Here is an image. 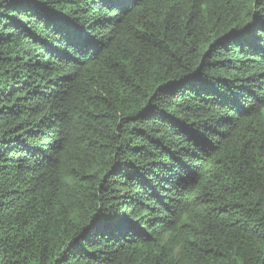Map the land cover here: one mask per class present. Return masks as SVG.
Listing matches in <instances>:
<instances>
[{"label":"trees","instance_id":"trees-1","mask_svg":"<svg viewBox=\"0 0 264 264\" xmlns=\"http://www.w3.org/2000/svg\"><path fill=\"white\" fill-rule=\"evenodd\" d=\"M262 19L0 0V264H264Z\"/></svg>","mask_w":264,"mask_h":264},{"label":"snow or ice","instance_id":"snow-or-ice-1","mask_svg":"<svg viewBox=\"0 0 264 264\" xmlns=\"http://www.w3.org/2000/svg\"><path fill=\"white\" fill-rule=\"evenodd\" d=\"M257 2L264 3V0H257ZM261 25H264V19L260 21ZM255 24L251 25L252 28H255Z\"/></svg>","mask_w":264,"mask_h":264}]
</instances>
